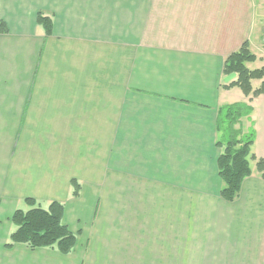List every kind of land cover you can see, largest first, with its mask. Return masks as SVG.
<instances>
[{"label": "crops", "instance_id": "0c3cea01", "mask_svg": "<svg viewBox=\"0 0 264 264\" xmlns=\"http://www.w3.org/2000/svg\"><path fill=\"white\" fill-rule=\"evenodd\" d=\"M243 43L264 68V0H0V264H264V92L223 81ZM238 102L256 158L227 201ZM26 198L63 204L71 251L6 245Z\"/></svg>", "mask_w": 264, "mask_h": 264}, {"label": "trees", "instance_id": "16d2710c", "mask_svg": "<svg viewBox=\"0 0 264 264\" xmlns=\"http://www.w3.org/2000/svg\"><path fill=\"white\" fill-rule=\"evenodd\" d=\"M37 23L45 29L47 34L50 33L52 28L50 17L38 13ZM254 59L255 55L250 52L245 43L237 51L231 53L225 60L224 73L228 75L234 72L236 76L225 86L237 85L244 94H251L252 96L264 92V68L248 69L246 66L247 62ZM253 79H262L255 89L251 84ZM251 110L252 107L243 102L225 105L219 109L218 126L223 128L226 139L223 140L224 142H218L223 147L217 158V166L218 174L224 183L220 195L227 201H232L237 196L242 180L251 173L248 156L252 159L256 158L254 155H250L254 131L251 129L248 133L237 137L238 131L233 129L234 124L241 117L248 115ZM228 131H232L229 139L226 134ZM256 166L264 177L262 159H257ZM71 184L73 187L72 194L77 195L78 183L72 181ZM25 202L29 207L25 210L16 209L11 217L15 228L10 234V243L6 245L25 243L31 248L55 247L61 253L71 251L75 245L76 236L67 225L62 223L63 204L52 201L47 207H43L31 198H26Z\"/></svg>", "mask_w": 264, "mask_h": 264}, {"label": "water", "instance_id": "95a60500", "mask_svg": "<svg viewBox=\"0 0 264 264\" xmlns=\"http://www.w3.org/2000/svg\"><path fill=\"white\" fill-rule=\"evenodd\" d=\"M235 76H236V74H235L234 72H232V73L228 74V75L223 79V81H224L225 83H227V82H229L230 80H232L233 78H235Z\"/></svg>", "mask_w": 264, "mask_h": 264}, {"label": "rangeland", "instance_id": "374dc122", "mask_svg": "<svg viewBox=\"0 0 264 264\" xmlns=\"http://www.w3.org/2000/svg\"><path fill=\"white\" fill-rule=\"evenodd\" d=\"M42 14L44 15V14H46V12L43 11ZM47 15H48V14H47ZM45 16H46V15H45ZM52 17H53V16H52ZM231 133H232V131H228V132L226 133L227 136H228V139L231 138V136H229V135H231ZM236 134H237V137H238V132H237ZM232 138H233V137H232Z\"/></svg>", "mask_w": 264, "mask_h": 264}]
</instances>
